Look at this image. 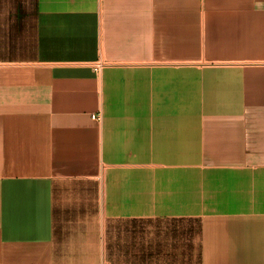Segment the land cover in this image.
I'll use <instances>...</instances> for the list:
<instances>
[{"label":"crops","instance_id":"1","mask_svg":"<svg viewBox=\"0 0 264 264\" xmlns=\"http://www.w3.org/2000/svg\"><path fill=\"white\" fill-rule=\"evenodd\" d=\"M0 264H264V0H0Z\"/></svg>","mask_w":264,"mask_h":264},{"label":"built area","instance_id":"2","mask_svg":"<svg viewBox=\"0 0 264 264\" xmlns=\"http://www.w3.org/2000/svg\"><path fill=\"white\" fill-rule=\"evenodd\" d=\"M93 118L94 119H97V120H100V117L99 116H94Z\"/></svg>","mask_w":264,"mask_h":264}]
</instances>
